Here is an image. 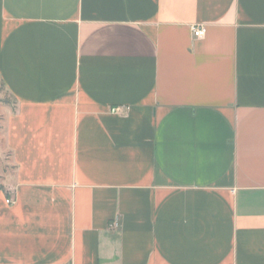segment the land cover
<instances>
[{"label":"crops","instance_id":"1","mask_svg":"<svg viewBox=\"0 0 264 264\" xmlns=\"http://www.w3.org/2000/svg\"><path fill=\"white\" fill-rule=\"evenodd\" d=\"M0 82V264H264V0H0Z\"/></svg>","mask_w":264,"mask_h":264},{"label":"rangeland","instance_id":"2","mask_svg":"<svg viewBox=\"0 0 264 264\" xmlns=\"http://www.w3.org/2000/svg\"><path fill=\"white\" fill-rule=\"evenodd\" d=\"M16 108L15 100L0 82V186L3 185V176L13 173L11 155L5 147V122L7 116L14 113Z\"/></svg>","mask_w":264,"mask_h":264},{"label":"built area","instance_id":"3","mask_svg":"<svg viewBox=\"0 0 264 264\" xmlns=\"http://www.w3.org/2000/svg\"><path fill=\"white\" fill-rule=\"evenodd\" d=\"M192 32L195 38L202 39L205 37L207 29L205 26H194L192 27ZM117 111H118L117 109L114 110V112H117Z\"/></svg>","mask_w":264,"mask_h":264}]
</instances>
